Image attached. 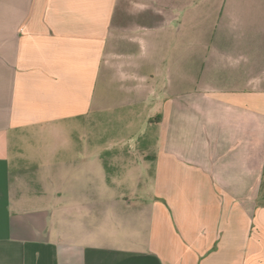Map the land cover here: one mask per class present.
Segmentation results:
<instances>
[{"label": "crops", "instance_id": "obj_1", "mask_svg": "<svg viewBox=\"0 0 264 264\" xmlns=\"http://www.w3.org/2000/svg\"><path fill=\"white\" fill-rule=\"evenodd\" d=\"M146 42L131 0H0V264H264V0H210L154 104L150 161L69 145L11 171L25 132L84 121L116 92L145 107L131 47Z\"/></svg>", "mask_w": 264, "mask_h": 264}, {"label": "rangeland", "instance_id": "obj_2", "mask_svg": "<svg viewBox=\"0 0 264 264\" xmlns=\"http://www.w3.org/2000/svg\"><path fill=\"white\" fill-rule=\"evenodd\" d=\"M138 3H143L142 8L137 7ZM209 9L210 0H131L133 26L139 23L143 37L147 39L142 51L139 45L134 44L131 49L134 52L133 59L141 58L142 63L147 64L150 86L148 104L145 107H130L126 103L124 94L116 92L112 97V103L106 109L102 108L97 115L84 121H75L73 125L53 129V132L43 129L25 132L18 142L11 145L13 148L11 171L14 173L20 171L28 176L35 169V164L31 163L43 166L58 161L59 159H52L50 151L56 147L69 145L99 147L101 154L118 146L130 147L132 151L128 155L130 157L128 161L132 165L150 161L151 157L148 156L154 155L152 152L156 151L160 139V129L153 123L156 116L154 104L161 97L160 93L163 86L165 87V82L170 81L168 72H171L173 56L181 51L182 46L187 44L189 39L200 34L209 17ZM163 95L164 98L167 96ZM12 140L11 138L10 141ZM134 148L136 151L133 150ZM16 154L24 158L19 163L21 169H17ZM104 158L105 163L111 158L109 163H114V167L118 169L124 165L123 161L114 158V154L110 151L106 152ZM93 167L97 168V164H93ZM97 170V174L102 175L105 172L104 165L99 163ZM134 177L140 181L136 173ZM139 187L135 186L138 192H140ZM101 191L103 192V189ZM60 201L62 200H59V195L53 192L49 206L55 210L61 205ZM63 201L68 209H76L75 202ZM79 203V209L88 211V201ZM89 239L92 237L88 234L86 240Z\"/></svg>", "mask_w": 264, "mask_h": 264}]
</instances>
